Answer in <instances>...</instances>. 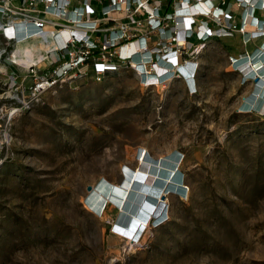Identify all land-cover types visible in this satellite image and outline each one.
I'll list each match as a JSON object with an SVG mask.
<instances>
[{"label": "rangeland", "instance_id": "rangeland-1", "mask_svg": "<svg viewBox=\"0 0 264 264\" xmlns=\"http://www.w3.org/2000/svg\"><path fill=\"white\" fill-rule=\"evenodd\" d=\"M261 39L245 44L236 33L198 45L195 88L184 77L145 86L124 67L60 80L29 100L32 77L8 85L25 70L7 61L0 264H264V111L241 107L259 79L245 80L231 61ZM142 145L156 159L179 149L190 190L168 191L169 215L134 242L113 228L117 203L102 217L83 201L103 177L123 184L124 165H141Z\"/></svg>", "mask_w": 264, "mask_h": 264}, {"label": "built area", "instance_id": "built-area-1", "mask_svg": "<svg viewBox=\"0 0 264 264\" xmlns=\"http://www.w3.org/2000/svg\"><path fill=\"white\" fill-rule=\"evenodd\" d=\"M258 10L264 12V0H0V65L8 61L25 70L7 81L17 89L32 77L29 100L60 80L103 79L124 67L133 68L143 85H160L186 78L181 65L188 60L195 75L198 62L190 56L212 38L237 33L245 44L264 38ZM30 37L51 47L43 60L25 67L12 55ZM231 61L236 70L234 56ZM164 65L166 78L159 70Z\"/></svg>", "mask_w": 264, "mask_h": 264}, {"label": "bare ground", "instance_id": "bare-ground-1", "mask_svg": "<svg viewBox=\"0 0 264 264\" xmlns=\"http://www.w3.org/2000/svg\"><path fill=\"white\" fill-rule=\"evenodd\" d=\"M248 28L252 30L253 26H249ZM50 33L53 34L52 32ZM32 37L21 39L12 55L18 64H23L25 67L35 64L38 60H43L46 57L47 49L51 47V42ZM257 39L259 38H252L248 43ZM137 58L139 59V57ZM234 58L238 67L236 69L241 68L246 74L247 79L252 78L251 80L253 82L259 79L254 92L243 98V100L245 99L243 104L247 107L264 111V38L261 39V44L254 53L251 52L249 54L234 56ZM194 65L195 63L191 62V60L181 65L182 70L187 76L185 79H187L186 81L191 88H195V75H193ZM165 67L167 66L164 65L159 68L163 78H166L170 73V70H166ZM0 70H6V66L0 65ZM22 77L23 74L20 75V78ZM164 84L165 83L158 86L164 87ZM241 107H243V105ZM148 149L147 146L142 145L140 150L142 159L140 160L141 165L139 168H131L128 164H125L123 167L125 171L122 173L123 177L128 174L130 176L131 174L132 176L130 177L132 179H143L144 176L146 177L147 175L143 188L138 195H136V191L133 190L132 181H126L125 184L120 185L115 181L109 180L107 177H103L97 185H93L92 192L86 200L83 201L84 206L91 212H102V217L106 216L107 207L114 206L111 205L110 202L112 204L117 203L120 206V210H118V218L113 220V224H115V228L120 231L121 237L125 239L128 238V240L130 238L132 241L145 238L147 234L145 230L149 226V223L151 224V218L149 220L147 219L152 211L158 216L155 223L163 221L169 215L167 206L164 205L167 202L163 200L168 191L175 192L178 196H182V194L184 195L187 193V190H190L189 186L184 181L185 174L181 169V163L183 162L182 152L179 149H175L173 152L171 151L166 155L163 153L160 157L163 155L165 156L159 159H156L158 157H152L147 151ZM128 153L131 154V151H128ZM91 189L88 190L87 193H89ZM164 189L166 190L164 191ZM150 194L156 195L157 198L153 200L149 199L151 197ZM86 195L87 194H85V196Z\"/></svg>", "mask_w": 264, "mask_h": 264}, {"label": "clouds", "instance_id": "clouds-1", "mask_svg": "<svg viewBox=\"0 0 264 264\" xmlns=\"http://www.w3.org/2000/svg\"><path fill=\"white\" fill-rule=\"evenodd\" d=\"M140 166H138L137 168H139ZM130 176H132L131 174H130ZM129 176V174L126 176V178L124 179V181H123V184H125V182L127 181H132V187H133V190H135L136 191V195H138V193L139 192H141V189L143 188V185H144V183H145V179H146V177H147V175H146V177L144 176V178L143 179H132L131 177ZM159 179V178H158ZM157 182V181H156ZM126 185H127V183H126ZM165 188V187H164ZM166 189H164V191H165ZM162 193H164V192H162ZM146 196H149V195H146ZM150 198L149 199H151V200H153V199H155V198H157V196L156 195H153V194H150ZM151 202V201H150ZM152 203V202H151ZM164 205H166L167 206V203L166 204H164ZM153 216H157L153 211L150 213V215H149V217H148V219L147 220H149L150 219V217H153ZM158 217V216H157ZM156 220V219H155ZM155 223V222H154ZM149 225H151L150 223H149ZM113 228H115V224H113Z\"/></svg>", "mask_w": 264, "mask_h": 264}, {"label": "trees", "instance_id": "trees-1", "mask_svg": "<svg viewBox=\"0 0 264 264\" xmlns=\"http://www.w3.org/2000/svg\"><path fill=\"white\" fill-rule=\"evenodd\" d=\"M240 36V35H238ZM240 39H241V36H240ZM242 40V39H241ZM243 43V42H242ZM245 46V45H244ZM233 55H236V54H233ZM243 107L246 109V110H250V109H254V108H250V107H247L246 105L243 104ZM255 110H260V109H255Z\"/></svg>", "mask_w": 264, "mask_h": 264}, {"label": "water", "instance_id": "water-1", "mask_svg": "<svg viewBox=\"0 0 264 264\" xmlns=\"http://www.w3.org/2000/svg\"><path fill=\"white\" fill-rule=\"evenodd\" d=\"M90 188V187H89Z\"/></svg>", "mask_w": 264, "mask_h": 264}]
</instances>
